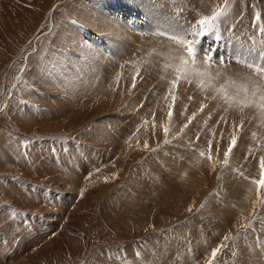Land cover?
I'll return each mask as SVG.
<instances>
[{"label":"rangeland","instance_id":"374dc122","mask_svg":"<svg viewBox=\"0 0 264 264\" xmlns=\"http://www.w3.org/2000/svg\"><path fill=\"white\" fill-rule=\"evenodd\" d=\"M262 66L264 0H0V264H264Z\"/></svg>","mask_w":264,"mask_h":264},{"label":"snow or ice","instance_id":"6c2138e0","mask_svg":"<svg viewBox=\"0 0 264 264\" xmlns=\"http://www.w3.org/2000/svg\"><path fill=\"white\" fill-rule=\"evenodd\" d=\"M226 9H219V10H215L213 11V13L211 15H207V16H203L201 19H199L197 21V25H198V29L194 28V31H196V34L199 35H204L205 33L208 32H212L214 29L217 28V24L216 21L217 19L223 14V12ZM173 40H179V43L186 49V52L189 56L192 55L194 49L192 47L193 41L188 40L187 37H176L173 36L172 37ZM262 75H264V66H262ZM175 81H173V85H175ZM169 115H171V113H169ZM236 145V137L232 138V143L229 145L228 151H226L224 153L225 157L227 158L230 153L233 151L234 146ZM225 163H227V160L225 161ZM261 177L262 179L258 182V183H264V162H262L261 164ZM219 248L213 249L212 250V257L215 258L217 255V252L219 251ZM208 264H211V261L208 262Z\"/></svg>","mask_w":264,"mask_h":264},{"label":"bare ground","instance_id":"6f19581e","mask_svg":"<svg viewBox=\"0 0 264 264\" xmlns=\"http://www.w3.org/2000/svg\"><path fill=\"white\" fill-rule=\"evenodd\" d=\"M150 12H151V11H150ZM151 15H152V13H151ZM113 19H114V18H113ZM117 24H118V23H117ZM117 27H118V26H117ZM97 50H98V49H97ZM99 52L101 53V51H99ZM102 54H104V53H102ZM102 54H100L101 56L99 55V59H103L104 56H103ZM104 55H105V54H104ZM106 56H107V54H106ZM104 58H105V57H104ZM96 66L98 67V69H97L96 67H95V68L98 70V73H99V72H100L99 70L101 69V67H99L98 65H96ZM93 70H94V69H93ZM91 74L93 75V73H91ZM104 76H105V75H104ZM104 79H105V78H104ZM104 79H103V81H104ZM90 82H91L92 85H96V86H94L96 92H97V91L99 92L100 89H102V88H101V87H102V79H101V80H98V79H97V75L91 77V81H90ZM91 88H92V87H91ZM103 88H104V87H103ZM133 105H134V104H133ZM135 105H136V103H135ZM135 105H134V106H135ZM131 108H132V107H131ZM133 109H134V107H133Z\"/></svg>","mask_w":264,"mask_h":264}]
</instances>
